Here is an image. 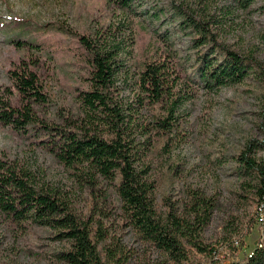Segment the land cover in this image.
I'll return each instance as SVG.
<instances>
[{
  "label": "rangeland",
  "instance_id": "374dc122",
  "mask_svg": "<svg viewBox=\"0 0 264 264\" xmlns=\"http://www.w3.org/2000/svg\"><path fill=\"white\" fill-rule=\"evenodd\" d=\"M128 3L0 0V98L15 95L8 71L27 54L13 40L45 39L43 48L53 55L54 76L47 80L50 101L36 104V111L59 125L78 123L85 109L72 88L83 79L86 67L68 49L71 31L93 38L102 34L119 43L110 104L125 115L126 135L138 150L135 168L140 181L154 186L161 214L170 204L182 209L189 189L218 194L220 202L203 240L218 249L221 264L243 263L262 242L264 213L248 186L249 178L237 172L235 158L249 140L264 141V87L257 77V65L242 83L216 91L204 87L193 73V64L197 52H210L212 42L198 44V28L191 22L184 24L182 13L192 12L220 44L253 55L264 67V0H254L247 8L235 0ZM154 57L169 60V70L176 78L169 83L170 95L158 100L145 95L138 82L141 61ZM184 71L187 78L182 79ZM174 99L177 102L172 105ZM168 116L169 121L159 123ZM100 130L106 132L104 127ZM256 154L264 159V145ZM1 160L21 170L37 190L67 200L80 218L99 219L110 235L121 238L133 251L130 264H172L166 253L125 227L121 202L109 180L90 169L64 165L46 149L2 125ZM228 242H234L236 253L225 245ZM70 247L59 230L31 221H9L0 214V264H66L61 254ZM194 260L212 262L210 256L199 253Z\"/></svg>",
  "mask_w": 264,
  "mask_h": 264
},
{
  "label": "trees",
  "instance_id": "16d2710c",
  "mask_svg": "<svg viewBox=\"0 0 264 264\" xmlns=\"http://www.w3.org/2000/svg\"><path fill=\"white\" fill-rule=\"evenodd\" d=\"M108 1L110 4L130 5L129 0ZM235 1L247 8L254 0ZM182 16L184 24L191 22L198 28V44L212 42L210 52H197L193 64V73L204 87L216 91L242 83L254 70V65L259 67L257 77L264 87V67L253 55L241 54L220 44L210 34L206 23L192 12L185 10ZM71 32L73 40L68 49L79 56L86 67L83 79L72 88L74 98L85 109L81 121L73 120L69 126L59 125L38 114L35 105L50 101L47 80L54 76L51 72L53 55L50 50H44L45 39L41 42L17 39L13 42L26 49L27 54L8 71L15 95L0 98V125L30 139L64 165L90 169L109 180L121 202L120 215L125 227L141 241L166 253L172 264H204L194 260L195 253L210 256V264H221L218 249L203 240L220 196L189 189L182 209L170 204L164 214L159 213L154 186L142 183L136 172L138 150L126 135L125 115L110 104V89L119 67L116 56L121 51L120 45L102 34L93 38L87 33ZM168 62L155 57L141 61L139 87L149 98L158 100L170 95L168 89L172 86L169 83L173 84L176 78L169 70ZM180 75L182 79L187 78V71ZM176 102L177 99L171 100L172 105ZM262 117L264 119V106ZM169 119L170 116L157 122L165 124ZM101 127L106 132L102 133ZM262 145L264 141L249 140L235 159L237 172L249 178L248 186L254 190L259 209L264 213V159L256 154ZM0 214L9 221H31L59 230L60 237L71 245L61 254L66 264H130L134 257L122 239L110 235L99 219L80 218L67 200L37 190L21 170L2 160ZM225 245L236 253L234 242ZM230 264H264V227L262 242L251 256L243 263Z\"/></svg>",
  "mask_w": 264,
  "mask_h": 264
},
{
  "label": "built area",
  "instance_id": "2783aa9c",
  "mask_svg": "<svg viewBox=\"0 0 264 264\" xmlns=\"http://www.w3.org/2000/svg\"><path fill=\"white\" fill-rule=\"evenodd\" d=\"M252 254V253H251ZM251 254L249 256H251Z\"/></svg>",
  "mask_w": 264,
  "mask_h": 264
}]
</instances>
